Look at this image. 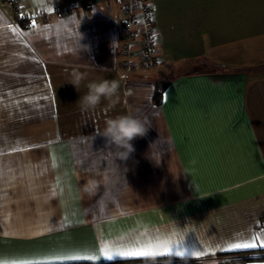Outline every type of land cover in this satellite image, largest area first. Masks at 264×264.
Wrapping results in <instances>:
<instances>
[{
	"label": "crops",
	"instance_id": "1",
	"mask_svg": "<svg viewBox=\"0 0 264 264\" xmlns=\"http://www.w3.org/2000/svg\"><path fill=\"white\" fill-rule=\"evenodd\" d=\"M17 1L21 14H49L26 26L0 0V260L92 264L55 257L98 254L105 242L154 246L175 225L183 257L96 264H264L236 259L259 247L226 250L264 240V0H145L159 61L132 70L122 66L119 1ZM71 6L80 8L53 13ZM138 12L134 0L133 28ZM71 16L81 20L80 52L46 35ZM77 70L87 74L78 90L68 83ZM100 79L120 82L119 102L82 112L87 83ZM125 113L150 128L123 160L97 133ZM87 175L99 181L91 196L77 181Z\"/></svg>",
	"mask_w": 264,
	"mask_h": 264
},
{
	"label": "clouds",
	"instance_id": "2",
	"mask_svg": "<svg viewBox=\"0 0 264 264\" xmlns=\"http://www.w3.org/2000/svg\"><path fill=\"white\" fill-rule=\"evenodd\" d=\"M45 3H53V0H45ZM80 23L81 20L72 16L68 18L57 17L46 28V35L61 46L64 45L65 41L71 40L70 46L72 51L76 52L78 50L80 52L84 50L80 44L81 34L78 32ZM86 75V73H80L79 70L74 71L71 73V79L68 83H71L78 90L81 81L86 79ZM119 88L120 82L116 79L90 81L86 85V92L80 97L77 103L80 105L82 112H92L101 104L102 99H105L110 102L109 106L104 109L108 111L119 102ZM131 94V90L126 92V95ZM149 128L150 125L147 121L125 113L106 119L102 130L97 134L102 136L106 141V145L112 146L118 156L125 160L134 151L131 142L136 138L143 137ZM147 158L157 164L161 160H158L149 153L147 154ZM80 180H83V184L80 185L81 191L89 196L94 195L99 187L97 177L95 175L77 176V181L79 182ZM163 231V237L154 245L157 251L162 250L164 247L182 238V231L175 225L166 227Z\"/></svg>",
	"mask_w": 264,
	"mask_h": 264
},
{
	"label": "built area",
	"instance_id": "3",
	"mask_svg": "<svg viewBox=\"0 0 264 264\" xmlns=\"http://www.w3.org/2000/svg\"><path fill=\"white\" fill-rule=\"evenodd\" d=\"M117 1L121 3L124 12L122 32L125 37V42L122 51L125 54V58L122 60V66L126 70H132L136 68V65L143 67L154 66L159 61V49L157 44V34L152 25V14L148 3L145 2V0H138L140 26L133 28L135 22L131 9L134 0ZM7 2L14 13L18 14V21H22L26 26L31 25L36 18L49 14V12L46 11L26 12L21 14L17 0H7ZM77 8H80V6H71L68 8L56 7L54 8L53 13L65 14ZM134 45L135 49L133 50L132 47Z\"/></svg>",
	"mask_w": 264,
	"mask_h": 264
},
{
	"label": "snow or ice",
	"instance_id": "4",
	"mask_svg": "<svg viewBox=\"0 0 264 264\" xmlns=\"http://www.w3.org/2000/svg\"><path fill=\"white\" fill-rule=\"evenodd\" d=\"M35 28V24H33ZM83 181V180H81ZM159 239L157 238L158 242ZM259 241V243H258ZM154 242L149 240L147 243H139L137 245L132 244H121L110 246L109 243L105 242L100 248L98 254H69V255H58L55 257L59 261H90L92 264H96L101 258L106 261H112L116 258L121 259H148V258H159L167 256L183 257L185 252L183 250V240L174 241L168 246L164 247L162 250L157 251L154 246ZM264 249V240H261L259 236H254L251 240L237 241L229 243L227 249L229 251L234 250H245V249H255V248ZM196 258L202 257L205 255L203 249L200 251L192 253ZM0 264H50L48 261H12L5 262L0 260Z\"/></svg>",
	"mask_w": 264,
	"mask_h": 264
},
{
	"label": "trees",
	"instance_id": "5",
	"mask_svg": "<svg viewBox=\"0 0 264 264\" xmlns=\"http://www.w3.org/2000/svg\"><path fill=\"white\" fill-rule=\"evenodd\" d=\"M164 82H155L154 84V90L152 94V100L155 102L159 101V97L161 94V91L164 87ZM236 259L238 261H249L254 259H264V249L258 248L255 250H246V251H239L237 252Z\"/></svg>",
	"mask_w": 264,
	"mask_h": 264
}]
</instances>
